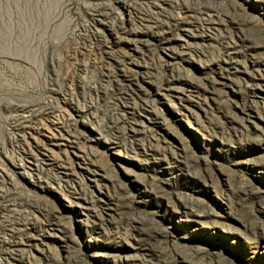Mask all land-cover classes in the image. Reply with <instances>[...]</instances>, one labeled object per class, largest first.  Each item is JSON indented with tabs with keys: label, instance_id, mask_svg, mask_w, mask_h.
<instances>
[{
	"label": "rangeland",
	"instance_id": "obj_1",
	"mask_svg": "<svg viewBox=\"0 0 264 264\" xmlns=\"http://www.w3.org/2000/svg\"><path fill=\"white\" fill-rule=\"evenodd\" d=\"M0 264H264V0H0Z\"/></svg>",
	"mask_w": 264,
	"mask_h": 264
},
{
	"label": "bare ground",
	"instance_id": "obj_2",
	"mask_svg": "<svg viewBox=\"0 0 264 264\" xmlns=\"http://www.w3.org/2000/svg\"><path fill=\"white\" fill-rule=\"evenodd\" d=\"M99 23L101 24V23H102V21H101V20H99Z\"/></svg>",
	"mask_w": 264,
	"mask_h": 264
}]
</instances>
